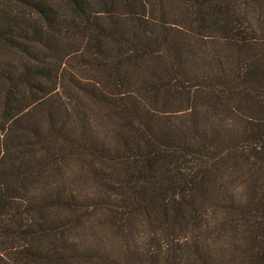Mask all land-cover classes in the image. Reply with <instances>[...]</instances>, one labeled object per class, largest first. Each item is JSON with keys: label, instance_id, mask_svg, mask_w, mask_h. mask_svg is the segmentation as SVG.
I'll return each instance as SVG.
<instances>
[{"label": "trees", "instance_id": "trees-1", "mask_svg": "<svg viewBox=\"0 0 264 264\" xmlns=\"http://www.w3.org/2000/svg\"><path fill=\"white\" fill-rule=\"evenodd\" d=\"M0 264H264V0H0Z\"/></svg>", "mask_w": 264, "mask_h": 264}, {"label": "rangeland", "instance_id": "rangeland-1", "mask_svg": "<svg viewBox=\"0 0 264 264\" xmlns=\"http://www.w3.org/2000/svg\"><path fill=\"white\" fill-rule=\"evenodd\" d=\"M159 108H160V110L166 109V107H162V106H160ZM179 109H183V107L181 106V104L177 103L170 108L167 107L166 110H179ZM175 119L177 120L178 118H175ZM66 182L68 184H71L72 186H74L76 188H79V189H83V188L84 189H93V185H92V181H91L89 172L82 171L80 174L78 172H76Z\"/></svg>", "mask_w": 264, "mask_h": 264}]
</instances>
